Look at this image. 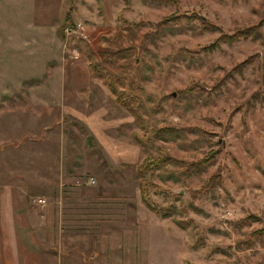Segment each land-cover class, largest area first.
Masks as SVG:
<instances>
[{
    "label": "rangeland",
    "instance_id": "rangeland-1",
    "mask_svg": "<svg viewBox=\"0 0 264 264\" xmlns=\"http://www.w3.org/2000/svg\"><path fill=\"white\" fill-rule=\"evenodd\" d=\"M263 18L264 0H0V169L20 170L6 177L22 179L26 205L71 185L55 198L65 221L53 247L92 264H264ZM108 46L129 47L112 69L134 82L146 131L91 70ZM164 125L196 129L154 137ZM163 154L209 159L146 173L151 208L138 165Z\"/></svg>",
    "mask_w": 264,
    "mask_h": 264
},
{
    "label": "crops",
    "instance_id": "crops-1",
    "mask_svg": "<svg viewBox=\"0 0 264 264\" xmlns=\"http://www.w3.org/2000/svg\"><path fill=\"white\" fill-rule=\"evenodd\" d=\"M2 87L5 89L1 91L2 94L13 92L8 91L6 82ZM19 172L16 168L0 169V175L4 176L0 179V264H63L64 257L67 264H92L91 253L88 251L85 255L79 253L76 256L73 253L64 254L60 248L53 247L59 245L64 227L61 222L65 221L62 214L63 204L55 198H58L59 194L64 198L71 185H56L57 193L52 197L54 199L45 197L48 199L45 205H26L22 199L23 190L20 189L22 179L6 177ZM99 199L100 197L94 200V204L99 203ZM66 220L71 221L69 216ZM72 227L74 226H69L70 229ZM76 237L70 235L69 243L73 246L69 250L77 249L78 245L73 244ZM27 240L32 242H29L30 247L26 244ZM88 257L89 259H86ZM119 262L117 256L115 259L105 260V264H120ZM103 263L102 260L98 261V264Z\"/></svg>",
    "mask_w": 264,
    "mask_h": 264
},
{
    "label": "trees",
    "instance_id": "trees-1",
    "mask_svg": "<svg viewBox=\"0 0 264 264\" xmlns=\"http://www.w3.org/2000/svg\"><path fill=\"white\" fill-rule=\"evenodd\" d=\"M180 18L179 15L176 14H170L165 17H163L161 20L156 22V28L161 29L164 25L169 24L171 21H178ZM204 28H212V29H222V26H220L217 23L213 24H206L205 21L203 22ZM257 26L256 25H250L246 28H242L239 30H236L232 34H228L225 32H222L221 36H219L214 42H212L208 48H214L218 45L220 40H226V41H235L243 37H248L252 34H254V31H256ZM99 52L102 54V61L98 60H91L90 61V67L93 73L95 75L100 76L104 78L106 81L108 87L115 95L116 100L123 104L126 109L135 117L136 122L146 131L149 127L147 126L145 117L143 115V112L141 111L140 107L138 105H135L134 101L140 99L138 93L135 91L136 87L134 85V82L129 88L122 87L124 83L123 76L118 73L117 71L113 70V66L115 65L117 59L126 57L129 55V47H119V48H113L108 46L107 48H103L99 50ZM93 57V56H92ZM142 88V86H139ZM196 129L195 126L188 125L185 127H177L174 125H164L157 127L156 129H153V135L156 138H162L167 139L169 137L176 138L183 136L187 130H193ZM87 141L89 143L93 142L92 136H88ZM209 159V157H205L202 159L197 160H188L180 157H176L171 154H163L159 156H147L144 157L141 163L138 165V175L141 178L140 185L142 187V197L144 202L151 208L155 207L146 196V185L143 182L144 175L148 173L151 170H154L158 167H161L162 165H168L173 164L176 166H183L185 168V171H192V170H199L201 169L206 163V161ZM170 175H173V171H169ZM210 182V180H209ZM210 185V184H208ZM162 210H159L163 216L172 215L173 211H168L167 208H160ZM165 209V210H164ZM181 220H179V223Z\"/></svg>",
    "mask_w": 264,
    "mask_h": 264
},
{
    "label": "built area",
    "instance_id": "built-area-1",
    "mask_svg": "<svg viewBox=\"0 0 264 264\" xmlns=\"http://www.w3.org/2000/svg\"><path fill=\"white\" fill-rule=\"evenodd\" d=\"M86 180H78L79 183H84L82 181H86L88 183H95L96 182V179L94 177H88V178H85ZM47 202V199L45 197H42V196H34L32 198V203L34 205H45Z\"/></svg>",
    "mask_w": 264,
    "mask_h": 264
},
{
    "label": "water",
    "instance_id": "water-1",
    "mask_svg": "<svg viewBox=\"0 0 264 264\" xmlns=\"http://www.w3.org/2000/svg\"><path fill=\"white\" fill-rule=\"evenodd\" d=\"M262 22L264 23V18L262 19Z\"/></svg>",
    "mask_w": 264,
    "mask_h": 264
}]
</instances>
